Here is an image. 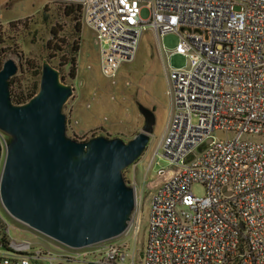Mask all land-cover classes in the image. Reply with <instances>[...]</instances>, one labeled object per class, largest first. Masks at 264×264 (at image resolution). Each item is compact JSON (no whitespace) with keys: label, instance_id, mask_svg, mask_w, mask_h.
<instances>
[{"label":"built area","instance_id":"1","mask_svg":"<svg viewBox=\"0 0 264 264\" xmlns=\"http://www.w3.org/2000/svg\"><path fill=\"white\" fill-rule=\"evenodd\" d=\"M46 1L80 9L106 78L134 59L145 29L163 52L162 38L178 35L172 53L190 63L168 72L170 118L154 155L167 165L148 184L142 260L122 240L52 251L9 238L0 264H264V142L250 139L264 136V0Z\"/></svg>","mask_w":264,"mask_h":264},{"label":"rangeland","instance_id":"2","mask_svg":"<svg viewBox=\"0 0 264 264\" xmlns=\"http://www.w3.org/2000/svg\"><path fill=\"white\" fill-rule=\"evenodd\" d=\"M63 8V5L46 0H0V67L8 59L16 63L17 72L11 77L10 85L16 97L39 89L44 62L57 68L62 81L74 88L63 111L69 120L67 134L77 140L101 134L128 141L144 125L138 103L154 111L156 122L145 152L124 170L125 180L135 188L136 206L129 225L132 227L125 235L114 238L126 241L129 250L136 251L139 262L150 214L148 184L157 171L167 165L163 158L154 155L170 118L168 72L188 68L190 61L185 55L172 53L179 41L178 35L169 33L162 38L163 52L153 31L145 29L134 59L123 63L114 78H106L101 72L100 47L93 31L83 23L79 13L67 15ZM73 63L75 70L71 73ZM74 107L76 113L72 117ZM215 137L223 138L224 134L217 132ZM250 139L264 142V136ZM5 153V147L0 144V174ZM192 191L203 196L205 187L195 184ZM3 233L8 239L28 241L33 248L56 251L60 247L59 243L13 219L0 200V236ZM98 245L85 249L94 251ZM0 252L8 254L1 246ZM97 256L98 252L90 253L84 260Z\"/></svg>","mask_w":264,"mask_h":264},{"label":"water","instance_id":"3","mask_svg":"<svg viewBox=\"0 0 264 264\" xmlns=\"http://www.w3.org/2000/svg\"><path fill=\"white\" fill-rule=\"evenodd\" d=\"M12 59L0 67V131L7 137L0 174V200L18 222L73 249L121 236L136 206L135 188L124 170L145 152L154 131L152 109L138 103L142 129L130 140L67 134L63 109L74 88L48 61L39 89L22 104L12 100ZM9 252V250L6 249Z\"/></svg>","mask_w":264,"mask_h":264},{"label":"trees","instance_id":"4","mask_svg":"<svg viewBox=\"0 0 264 264\" xmlns=\"http://www.w3.org/2000/svg\"><path fill=\"white\" fill-rule=\"evenodd\" d=\"M63 11H64V13L65 14H67V15H73V14H75V13H79L80 15H81V13H80V9L79 8H75V7H73V6H64L63 5ZM75 49H78V47L77 46H73ZM71 61L72 62H74L75 61V59L74 58H72L71 59ZM75 68V64L73 63L72 64V67H71V70H70V72L71 73H74V69ZM10 85L12 86V79L10 80ZM38 91V87H37V89L33 92V93H31V94H28V95H20V96H15L13 93H11V95H12V100H13V102H15V103H17V104H22V103H25L26 101H28L31 97H33L35 94H36V92ZM4 234V233H3ZM8 243H9V239H8V235H3V236H0V246L1 247H5L7 250H9L8 249Z\"/></svg>","mask_w":264,"mask_h":264},{"label":"crops","instance_id":"5","mask_svg":"<svg viewBox=\"0 0 264 264\" xmlns=\"http://www.w3.org/2000/svg\"><path fill=\"white\" fill-rule=\"evenodd\" d=\"M71 113H72V117H73L76 113V107H74V109H72Z\"/></svg>","mask_w":264,"mask_h":264}]
</instances>
